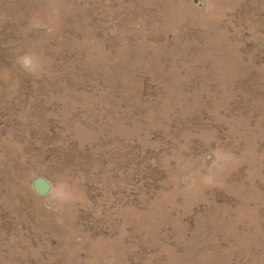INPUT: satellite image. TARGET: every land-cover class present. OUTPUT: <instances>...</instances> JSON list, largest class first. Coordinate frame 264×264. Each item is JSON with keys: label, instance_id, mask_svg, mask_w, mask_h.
<instances>
[{"label": "rangeland", "instance_id": "rangeland-1", "mask_svg": "<svg viewBox=\"0 0 264 264\" xmlns=\"http://www.w3.org/2000/svg\"><path fill=\"white\" fill-rule=\"evenodd\" d=\"M0 264H264V0H0Z\"/></svg>", "mask_w": 264, "mask_h": 264}, {"label": "water", "instance_id": "water-1", "mask_svg": "<svg viewBox=\"0 0 264 264\" xmlns=\"http://www.w3.org/2000/svg\"><path fill=\"white\" fill-rule=\"evenodd\" d=\"M34 189L39 195H46L51 189V184L44 178H37L34 182Z\"/></svg>", "mask_w": 264, "mask_h": 264}, {"label": "clouds", "instance_id": "clouds-1", "mask_svg": "<svg viewBox=\"0 0 264 264\" xmlns=\"http://www.w3.org/2000/svg\"><path fill=\"white\" fill-rule=\"evenodd\" d=\"M20 62H21L22 67H25L27 69L28 65L24 62L23 58L21 59Z\"/></svg>", "mask_w": 264, "mask_h": 264}]
</instances>
